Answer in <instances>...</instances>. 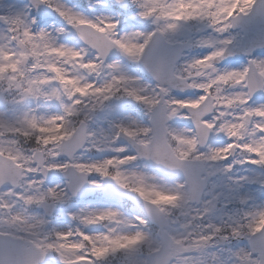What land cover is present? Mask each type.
Instances as JSON below:
<instances>
[{
    "label": "snow or ice",
    "instance_id": "6c2138e0",
    "mask_svg": "<svg viewBox=\"0 0 264 264\" xmlns=\"http://www.w3.org/2000/svg\"><path fill=\"white\" fill-rule=\"evenodd\" d=\"M0 264H264V0H0Z\"/></svg>",
    "mask_w": 264,
    "mask_h": 264
}]
</instances>
